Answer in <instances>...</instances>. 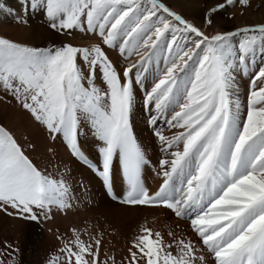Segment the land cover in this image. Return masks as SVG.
<instances>
[{
	"label": "snow or ice",
	"instance_id": "snow-or-ice-1",
	"mask_svg": "<svg viewBox=\"0 0 264 264\" xmlns=\"http://www.w3.org/2000/svg\"><path fill=\"white\" fill-rule=\"evenodd\" d=\"M18 2V11L0 3V12L24 24L42 15L64 39L33 46L0 37V103L10 97L41 127L53 171L31 157L38 143L27 136L21 143L0 123V213L41 226L79 211L90 183L73 181V169L56 159L63 145L108 199L163 208L196 237L145 222L126 256L102 260L105 236L118 233L85 222L58 232L45 264H264V22L214 31L222 11L246 12L254 0H219L202 25L166 0ZM76 33L96 42L73 43ZM138 97L163 154L155 191L133 126ZM161 122L177 131L165 135ZM20 255L14 242L0 241V264H21Z\"/></svg>",
	"mask_w": 264,
	"mask_h": 264
},
{
	"label": "rangeland",
	"instance_id": "rangeland-1",
	"mask_svg": "<svg viewBox=\"0 0 264 264\" xmlns=\"http://www.w3.org/2000/svg\"><path fill=\"white\" fill-rule=\"evenodd\" d=\"M166 2L176 11L179 10V8H177L178 6H184L185 4V0H166ZM217 2H219V0H204V3L200 5V14H187L182 11V9L178 12L185 15L186 18L190 19L195 24L202 25L203 12ZM0 3H3L7 8L16 9L17 11L20 8L18 0H0ZM259 5L260 0H254L253 7L246 12L238 6L222 11L217 16V24L214 31L231 30L237 26L244 25V23L264 22V7H258ZM257 17L261 21H254ZM0 37L28 43L33 46H47L53 42L60 43L64 39V37H57L55 33L48 29L42 15H30L28 17V23L24 24L16 21L12 15H7L2 12H0ZM74 37L72 42L77 44L96 42L94 40L82 39L81 35L78 33L74 34ZM110 54L113 59H119L117 53L111 52ZM7 100V103H0V123H3L6 127L13 130L20 138L21 143H24L23 138L25 136H27L29 140L38 143L40 145L38 151L28 150L31 157L34 161L47 166L49 171H53L52 164L48 162L50 154L47 152V147L49 142L41 127L32 120L31 116L26 111L17 105L15 100H12L10 97H8ZM142 103V99L138 97L133 112V126L153 166L145 171V183L149 189H153L151 188L152 180L153 182H157L156 185L161 183V178L157 176L155 172L159 168L158 162L163 154L160 151L152 127L149 125L148 114L145 110H142ZM11 111H19L17 113L19 118L16 116L18 119H15L14 116H11ZM31 123L35 124L34 127H32L33 124L29 127ZM137 125L140 132L135 128ZM159 128L167 136H172L173 133L177 131L176 129L168 128L163 122L159 124ZM25 130H27V133ZM93 143L94 142L90 140L85 146L94 155L95 150L92 146ZM56 150V159L67 163L68 167L73 169V181L84 179L86 183H90V189L89 192L81 198L79 202V211H73L67 215L57 213L54 219L45 222L41 226L23 221L18 226L12 218L1 213L3 216L0 215V241L14 242L20 248L21 264H45L48 254L59 247L60 242L57 240L58 232L66 233L71 226H82L85 222L92 231L106 229L111 232L115 229L118 233L115 237L105 236L106 243L102 249V260L107 259L111 255H115L117 259L126 256L128 241L138 233L139 226L145 222H147L148 226L162 231H167L169 228L174 227L178 233L183 232L192 239H196L194 233H192L188 227V221L173 218L172 214L163 208H127L114 203L104 194L100 181L94 178L89 180V178L92 177V173L87 169H81L80 166L72 160L63 145H57ZM121 186V178L119 174H117V192L121 191ZM77 195H80V193L77 192Z\"/></svg>",
	"mask_w": 264,
	"mask_h": 264
},
{
	"label": "bare ground",
	"instance_id": "bare-ground-1",
	"mask_svg": "<svg viewBox=\"0 0 264 264\" xmlns=\"http://www.w3.org/2000/svg\"><path fill=\"white\" fill-rule=\"evenodd\" d=\"M204 3V0H185V4H184V6H178L177 8H179V10L178 11H180L181 9H182V11H184L185 13H187V14H200L201 13V10H200V5L201 4H203ZM211 7V6H210ZM183 12V13H184ZM249 14V13H248ZM240 16V15H239ZM247 17H249V16H247ZM240 19V18H239ZM242 20V19H241ZM254 21H261L258 17L257 18H255L254 19ZM257 23V22H256ZM244 24H246V23H244ZM199 25V24H198ZM247 83H248V77L247 76H243L242 78H241V92H242V94H244V93H246V88H247ZM19 112V111H18ZM18 112H16V111H11V116H14L15 117V119H18L19 118V116H18ZM18 118H17V117ZM21 117V116H20ZM34 123V122H33ZM33 123H31V125H29V127H31L32 126V124ZM16 124V123H15ZM34 125L35 124H33V126L32 127H34ZM18 126V125H17ZM22 126V125H21ZM21 126H19V127H21ZM27 128V127H26ZM135 128H137L138 129V132H140V129H139V127H138V125H137V127H135ZM19 130V129H18ZM26 131V133H27V130H25ZM173 133V132H172ZM155 181H157V180H155ZM152 182V187L151 188H153V189H150L151 191H155L157 188H158V186L160 185V183L158 184V185H156L157 184V182H153V180L151 181ZM162 182V181H161ZM0 215H2L1 213H0ZM3 216V215H2ZM13 221L16 223V225H20L21 224V220H17V219H13ZM24 222V221H23ZM21 260V259H20Z\"/></svg>",
	"mask_w": 264,
	"mask_h": 264
}]
</instances>
